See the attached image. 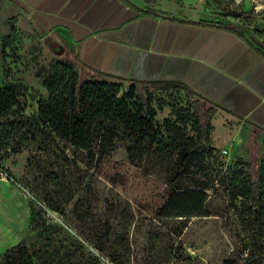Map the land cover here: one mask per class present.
I'll list each match as a JSON object with an SVG mask.
<instances>
[{
    "label": "rangeland",
    "instance_id": "374dc122",
    "mask_svg": "<svg viewBox=\"0 0 264 264\" xmlns=\"http://www.w3.org/2000/svg\"><path fill=\"white\" fill-rule=\"evenodd\" d=\"M207 2L213 21L238 27L242 38L264 52V0ZM74 50L59 30L39 31L24 7L0 0V87L21 85L24 114H36L38 101L49 96L47 76ZM76 70L80 86L89 75L80 64ZM109 79L124 91L133 83L140 87ZM142 92L157 110L160 134L135 163L128 152L133 141L123 130L100 148L96 142L92 162L86 151L41 127L33 131L15 113L0 118V131L16 123L0 145L14 180L0 179L25 188L18 185L34 226L29 224L23 247L34 264H103L96 250L114 264H264V136L182 89L147 86ZM211 108L207 140L191 148L177 185L205 188L209 215L160 218L182 156L197 140L199 117ZM19 250L0 254V264H16Z\"/></svg>",
    "mask_w": 264,
    "mask_h": 264
},
{
    "label": "crops",
    "instance_id": "0c3cea01",
    "mask_svg": "<svg viewBox=\"0 0 264 264\" xmlns=\"http://www.w3.org/2000/svg\"><path fill=\"white\" fill-rule=\"evenodd\" d=\"M12 1L39 31L59 30L88 75L177 81L264 136V54L217 26L207 0ZM29 218L18 184L0 179V254L27 237Z\"/></svg>",
    "mask_w": 264,
    "mask_h": 264
},
{
    "label": "trees",
    "instance_id": "16d2710c",
    "mask_svg": "<svg viewBox=\"0 0 264 264\" xmlns=\"http://www.w3.org/2000/svg\"><path fill=\"white\" fill-rule=\"evenodd\" d=\"M200 23L206 24L204 21ZM227 28L243 36L238 27L230 25ZM249 43L253 44L250 40ZM259 50L264 54L261 48ZM71 55L70 60L60 63L53 73L47 76L49 96L38 101V111L34 115L23 113L25 107L20 99L23 94L21 85L14 83L0 87V118L15 113L21 116L20 120L33 131L41 127L45 132L54 133L70 145L86 151L92 162L98 153L96 142L100 148L116 138L121 130L133 141V145L128 147L132 163L137 161L140 152L151 149V144L160 133L155 125L157 110L151 106L149 98L142 92L147 86L154 89H185L189 96L196 95L177 81L161 80L137 82L140 87L133 83L124 91L121 83L109 79L113 78L112 75L96 71L79 86V73L76 70L80 63L79 55L75 51H72ZM214 112L215 109L211 108L207 114L199 117L197 140L182 156L180 170L172 181L173 192L159 210L158 217L191 218L209 215L206 209L208 194L205 188L181 190L177 185L187 170L191 148L207 140L210 126L207 116L213 115ZM7 128L0 131V145L5 139H10L15 132L13 128H16V123L10 121ZM1 160L0 158V167L5 166ZM252 189L257 195L258 182L252 183ZM33 226L31 221L30 227ZM23 241L1 254L10 256L11 252L20 248L18 251L20 259L16 264H34L33 255L25 246L23 247ZM224 264L238 263L233 259H226Z\"/></svg>",
    "mask_w": 264,
    "mask_h": 264
},
{
    "label": "built area",
    "instance_id": "2783aa9c",
    "mask_svg": "<svg viewBox=\"0 0 264 264\" xmlns=\"http://www.w3.org/2000/svg\"><path fill=\"white\" fill-rule=\"evenodd\" d=\"M224 153H225V154H228V153H229V150H228V149H224ZM0 175H2V176H6V177H8V178L14 180V179H13V176L11 175V173H10V171H9V169H8V167H6V166H2V167H0ZM16 183H17L18 185H20V186L25 190V188L23 187L22 184L18 183V181H16ZM95 255L98 256L99 260H100L103 264H114L113 261H110L107 257H105L103 254H101V253H100L99 251H97V250H96V252H95Z\"/></svg>",
    "mask_w": 264,
    "mask_h": 264
},
{
    "label": "flooded vegetation",
    "instance_id": "af4514ba",
    "mask_svg": "<svg viewBox=\"0 0 264 264\" xmlns=\"http://www.w3.org/2000/svg\"><path fill=\"white\" fill-rule=\"evenodd\" d=\"M157 81V80H156Z\"/></svg>",
    "mask_w": 264,
    "mask_h": 264
}]
</instances>
